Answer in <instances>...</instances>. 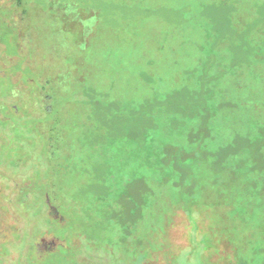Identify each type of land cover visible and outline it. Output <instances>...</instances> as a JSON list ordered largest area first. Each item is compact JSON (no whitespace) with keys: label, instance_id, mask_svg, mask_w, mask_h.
<instances>
[{"label":"rangeland","instance_id":"1","mask_svg":"<svg viewBox=\"0 0 264 264\" xmlns=\"http://www.w3.org/2000/svg\"><path fill=\"white\" fill-rule=\"evenodd\" d=\"M11 1L0 264H264V0Z\"/></svg>","mask_w":264,"mask_h":264},{"label":"trees","instance_id":"2","mask_svg":"<svg viewBox=\"0 0 264 264\" xmlns=\"http://www.w3.org/2000/svg\"><path fill=\"white\" fill-rule=\"evenodd\" d=\"M60 5H65L66 4V0H58ZM12 4L7 6V16H10V12H11V7L14 6L18 9H20L22 15L25 14L26 10H25V0H12L11 1ZM62 2V3H61ZM102 2V6L104 7L103 9H107L110 7H113V15L114 18L117 20V22H121L126 21V20H135L137 19L136 16L132 13V11H130L131 8L140 10V9H144L147 6H150L153 1L152 0H101ZM76 9L78 10V14L80 16H82V9L80 10V6L78 7V5H76ZM122 12H126V13H122ZM104 12H102V16H103ZM7 17V18H8ZM83 18V17H82ZM104 18V16H103ZM10 19V17L8 18V20ZM105 19V18H104ZM11 20V19H10ZM92 29V27H91ZM95 29V27L93 28V30ZM73 38V37H72ZM74 41H81V40H75L73 38ZM42 100V99H41ZM110 172V171H109ZM112 188H110L111 190Z\"/></svg>","mask_w":264,"mask_h":264}]
</instances>
